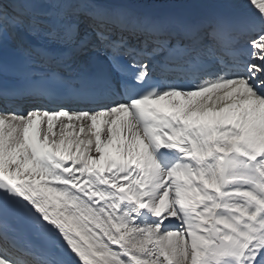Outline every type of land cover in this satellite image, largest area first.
<instances>
[{
	"label": "snow or ice",
	"instance_id": "6c2138e0",
	"mask_svg": "<svg viewBox=\"0 0 264 264\" xmlns=\"http://www.w3.org/2000/svg\"><path fill=\"white\" fill-rule=\"evenodd\" d=\"M235 2L0 0V104L36 105L0 107V264H264V0L244 18ZM59 118L79 131L55 139Z\"/></svg>",
	"mask_w": 264,
	"mask_h": 264
},
{
	"label": "bare ground",
	"instance_id": "6f19581e",
	"mask_svg": "<svg viewBox=\"0 0 264 264\" xmlns=\"http://www.w3.org/2000/svg\"><path fill=\"white\" fill-rule=\"evenodd\" d=\"M238 1V6H237V4H236V2ZM236 2H235V4L229 9V14L231 15V12L232 13H234V14H237V16L239 15V18H244V17H247V16H250L251 14H252V12L255 10L254 9V7H251V8H245V7H243V5H245V4H249V0H236ZM248 6V5H247ZM246 6V7H247ZM49 7H52V6H47L46 8H45V10H47ZM238 7V9H236V8ZM164 11V13L163 14H174L173 13V11L171 10H168V8H165V9H163ZM216 9L213 7V8H204L203 9V13H202V15H206L207 17H209V16H211L213 13H214V11H215ZM233 10V11H232ZM57 11V10H56ZM243 12V13H242ZM240 13V14H239ZM182 17H185L183 14H180ZM179 15V16H180ZM188 17V15L185 17V18H187ZM201 17V16H200ZM200 17H198V18H200ZM41 40H43V42L45 43V44H47V43H49V41H48V39L46 38V39H41ZM13 108H17V107H11V108H9V109H5V110H10V109H13ZM20 108V107H19ZM24 110V113L26 114V111L28 110V109H23ZM45 122V125H44V130L42 131V134L46 131V127H47V121L45 120L44 121ZM66 122H68V123H71V124H73V125H75L76 126V131L78 132L79 131V126H80V124H81V121H71V122H69L66 118H59V119H57V120H55L54 121V125H55V127H54V133H55V136H54V138L55 139H57V140H59L60 139V132H61V129H62V126L64 125V124H66ZM84 124H85V132L83 133V134H81L80 136L81 137H76L75 135H73L72 137H70V139H72V140H74V141H76V140H78V139H83V140H87L92 134L91 133H89L88 131H87V124L84 122ZM67 131H71V129H68ZM93 138V140H94V137H92ZM83 147H84V145H81V148L83 149ZM73 151H75V148H73ZM35 236V235H34ZM32 240V238H29V241H31ZM36 240H37V238H36ZM38 241V240H37ZM31 243H32V241H31ZM39 243V242H38ZM34 244V243H33ZM35 245V244H34ZM36 246V245H35Z\"/></svg>",
	"mask_w": 264,
	"mask_h": 264
},
{
	"label": "rangeland",
	"instance_id": "374dc122",
	"mask_svg": "<svg viewBox=\"0 0 264 264\" xmlns=\"http://www.w3.org/2000/svg\"><path fill=\"white\" fill-rule=\"evenodd\" d=\"M236 4L238 6V4H239L238 1L236 2ZM207 7L213 8V6H211V5H204V4H164L163 6L159 7L158 9H155V10L140 9V11L151 13V14H163L164 13L163 9L168 8V10H170V11L172 10L175 15L183 14L185 17L188 15L187 18L192 19V18H196L197 16H200L201 15L200 13H203V9L207 8ZM243 7L251 8L253 6H251L250 4H245V5H243ZM236 9H238V7ZM237 14H234L231 12V15L234 18H239V15L237 16ZM85 123L88 124L87 121H85ZM66 124H68V122H66ZM79 137H81V136H79Z\"/></svg>",
	"mask_w": 264,
	"mask_h": 264
},
{
	"label": "trees",
	"instance_id": "16d2710c",
	"mask_svg": "<svg viewBox=\"0 0 264 264\" xmlns=\"http://www.w3.org/2000/svg\"><path fill=\"white\" fill-rule=\"evenodd\" d=\"M164 3H149V4H141V5H148L150 7H159Z\"/></svg>",
	"mask_w": 264,
	"mask_h": 264
}]
</instances>
